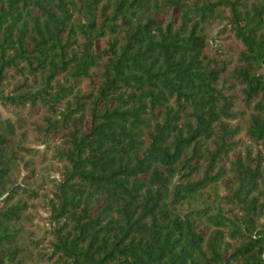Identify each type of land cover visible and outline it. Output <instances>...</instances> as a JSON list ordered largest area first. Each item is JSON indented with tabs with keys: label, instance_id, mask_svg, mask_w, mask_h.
<instances>
[{
	"label": "trees",
	"instance_id": "trees-1",
	"mask_svg": "<svg viewBox=\"0 0 264 264\" xmlns=\"http://www.w3.org/2000/svg\"><path fill=\"white\" fill-rule=\"evenodd\" d=\"M0 108V264H264V0H0Z\"/></svg>",
	"mask_w": 264,
	"mask_h": 264
},
{
	"label": "rangeland",
	"instance_id": "rangeland-1",
	"mask_svg": "<svg viewBox=\"0 0 264 264\" xmlns=\"http://www.w3.org/2000/svg\"><path fill=\"white\" fill-rule=\"evenodd\" d=\"M0 111L3 113L4 116H6L5 113L1 110V108H0ZM41 215H42L43 217H45V216H46V213H45V212H41Z\"/></svg>",
	"mask_w": 264,
	"mask_h": 264
}]
</instances>
